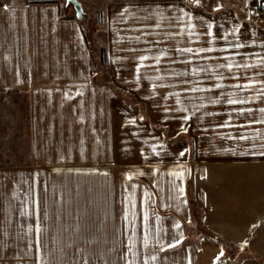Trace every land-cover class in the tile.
Here are the masks:
<instances>
[{
  "label": "crops",
  "instance_id": "0c3cea01",
  "mask_svg": "<svg viewBox=\"0 0 264 264\" xmlns=\"http://www.w3.org/2000/svg\"><path fill=\"white\" fill-rule=\"evenodd\" d=\"M256 1L108 2L105 83L93 80L80 22L57 3L0 0V110L10 103L7 113L27 122V156L0 165V229L13 230L11 244L45 235L76 247L58 256L79 264H228L221 253L234 245L250 253L241 264H264V21L253 65L262 139L247 148L215 138L246 125V102L233 105L237 116L228 103L246 95L225 91L232 70L251 69L218 60L225 32L215 23L249 22ZM184 133L191 143L171 138Z\"/></svg>",
  "mask_w": 264,
  "mask_h": 264
},
{
  "label": "rangeland",
  "instance_id": "374dc122",
  "mask_svg": "<svg viewBox=\"0 0 264 264\" xmlns=\"http://www.w3.org/2000/svg\"><path fill=\"white\" fill-rule=\"evenodd\" d=\"M34 1V0H27ZM46 1V0H45ZM53 1L57 3L59 12L61 15L71 16L77 19L81 24V29L87 36L90 47L92 49L93 55L95 59L91 58L92 69H93V80H98L102 82H106L108 80V63L106 65H101L103 72L98 73L95 67V63L99 66L101 49L106 47V22H105V7L106 4L110 1L114 0H80L83 11L86 13L83 19H78L76 15V11L74 6L71 3H68L67 0H47ZM257 8V7H256ZM258 9V8H257ZM221 11L213 12L218 13ZM227 11L221 12V14L226 13ZM264 21V19H259L257 16V12L255 10L253 16H251L250 21L244 23L240 21L238 18H231L227 16H223L216 21V30H222L225 32V38L223 41V46H218V44L214 47V52L218 60L223 59L226 61H230L232 64L238 63H247L250 65L251 69H247L245 71L240 70H232L231 72L237 75L234 80H232V85L229 86V90H226L228 87H220L221 90H226L225 92H229L231 94H242L246 95L247 101V109L243 114L247 121L246 125L244 123L241 124L242 128H240L241 132L230 133V134H217L215 138L219 141H231L237 143H243L247 148H253L254 144L262 139V136L255 133L254 128V95L256 93L255 82H254V69L253 65L255 62V50H256V36H255V26ZM229 36V37H227ZM222 45V44H221ZM264 47V45H263ZM201 50L205 49L204 46L200 47ZM89 50V49H88ZM205 57H211L210 55L204 54L200 55V60ZM264 57V55H263ZM108 59V53H107ZM100 67V66H99ZM246 73L247 79L246 82L244 80L238 78L240 73ZM239 86V87H237ZM204 88V87H201ZM120 91V90H118ZM123 92V91H120ZM1 93V92H0ZM3 96H9L8 92ZM13 93V92H11ZM126 93V92H124ZM22 93L12 94V96L21 95ZM129 96L127 98L119 95L120 98L125 100L128 104L135 107L136 109L143 112L144 104L141 102H137L136 98L127 93ZM1 95V94H0ZM133 101H132V100ZM201 99V98H200ZM132 101V102H131ZM137 102V103H136ZM197 104L200 106L206 105V102L200 100ZM214 104V103H213ZM217 104V103H216ZM220 104V103H218ZM10 103H6V109L0 110V165L5 166L9 164V162H14L16 159L21 158V153L23 156H27V122L26 119H23L22 115L13 116L7 113L14 111L10 107ZM232 110L231 114L237 116L240 113V109L234 108L233 105L238 106L239 103L231 104ZM238 109V110H237ZM12 110V111H11ZM226 117V116H225ZM225 119V118H224ZM220 122L218 124H222V119L220 118ZM231 130L237 129L239 127V123L237 121H230ZM239 130V128H238ZM241 137H246V139H241ZM170 138V137H169ZM173 139H183L189 143L192 142V138L188 133L180 134L174 137ZM264 140V139H263ZM191 188V186H190ZM191 195V194H190ZM194 207V206H193ZM197 220L198 215L195 214ZM6 223L1 222L0 226H5ZM26 232V231H25ZM44 231H39L42 234ZM204 235H208V231H200ZM39 234V235H40ZM13 230L0 229V264H79L78 262L73 261H62L59 260L60 254L62 253H77V248L75 250L72 247H63L50 245L52 240L46 238L45 235L40 236L38 239H22L19 240L23 242L21 245L11 244L14 242ZM222 257L230 258L233 264H241L243 262V258L250 256V253L247 251L246 247L234 246V245H226L222 252ZM250 264H253V260H251ZM229 264V263H228ZM245 264H247L245 262Z\"/></svg>",
  "mask_w": 264,
  "mask_h": 264
},
{
  "label": "trees",
  "instance_id": "16d2710c",
  "mask_svg": "<svg viewBox=\"0 0 264 264\" xmlns=\"http://www.w3.org/2000/svg\"><path fill=\"white\" fill-rule=\"evenodd\" d=\"M34 1H45V0H34ZM47 1V0H46ZM256 6H258V4H259V2H258V0L256 1ZM261 4H263L264 5V1H261ZM84 33V32H83ZM84 37H85V39H86V44H87V46H88V49H89V52H90V56H91V58L92 59H95L94 58V55H93V52H92V49H91V47H90V43H89V40H88V38H87V36L85 35V33H84ZM100 61H101V63H100V67L95 63V67H96V69H97V72L98 73H101V72H103V69H101L102 68V66L103 65H106L107 63H108V59H107V49H106V47H103L102 49H101V55H100ZM102 65V66H101ZM105 83H107V81L105 82ZM109 85L111 86V88H112V91L114 92V93H116V94H118V95H121V96H123V97H125V98H127L129 95L127 94V93H124V92H120V91H118L113 85H111L110 83H109ZM129 98V97H128ZM128 98H127V100H128ZM132 100V99H131ZM133 101V100H132ZM131 101V102H132ZM137 103V102H136ZM192 206H193V203H192Z\"/></svg>",
  "mask_w": 264,
  "mask_h": 264
},
{
  "label": "water",
  "instance_id": "95a60500",
  "mask_svg": "<svg viewBox=\"0 0 264 264\" xmlns=\"http://www.w3.org/2000/svg\"><path fill=\"white\" fill-rule=\"evenodd\" d=\"M67 1L68 3H71L74 6L78 19H83L86 13L83 11V7L80 0H67ZM226 263L233 264L230 258L226 259Z\"/></svg>",
  "mask_w": 264,
  "mask_h": 264
},
{
  "label": "snow or ice",
  "instance_id": "6c2138e0",
  "mask_svg": "<svg viewBox=\"0 0 264 264\" xmlns=\"http://www.w3.org/2000/svg\"><path fill=\"white\" fill-rule=\"evenodd\" d=\"M196 2L198 3L199 2V0H196ZM188 51H191L190 49L188 50ZM229 67H231V65L229 66ZM237 87H239V86H237ZM245 103L246 101H237V100H234V99H229L228 100V103L229 104H235V103ZM261 111H264V109H261ZM185 119H187V117H185ZM241 139H246V137H241ZM181 155H184V153H181ZM174 175H178V174H176V173H174ZM181 191H183L182 189H181ZM175 245H170V247H174ZM223 253H221V255H222Z\"/></svg>",
  "mask_w": 264,
  "mask_h": 264
},
{
  "label": "built area",
  "instance_id": "2783aa9c",
  "mask_svg": "<svg viewBox=\"0 0 264 264\" xmlns=\"http://www.w3.org/2000/svg\"><path fill=\"white\" fill-rule=\"evenodd\" d=\"M258 2H259V4L257 6V8H258L257 9V16L259 19H264V5L261 4L260 0Z\"/></svg>",
  "mask_w": 264,
  "mask_h": 264
}]
</instances>
